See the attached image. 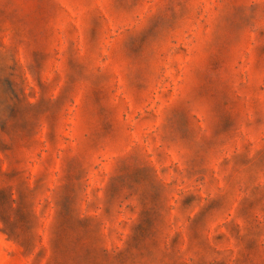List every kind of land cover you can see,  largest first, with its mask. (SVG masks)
Returning a JSON list of instances; mask_svg holds the SVG:
<instances>
[{
	"label": "rangeland",
	"instance_id": "374dc122",
	"mask_svg": "<svg viewBox=\"0 0 264 264\" xmlns=\"http://www.w3.org/2000/svg\"><path fill=\"white\" fill-rule=\"evenodd\" d=\"M0 264H264V0H0Z\"/></svg>",
	"mask_w": 264,
	"mask_h": 264
}]
</instances>
